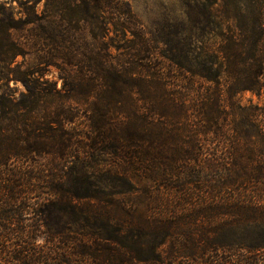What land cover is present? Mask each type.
<instances>
[{
    "label": "trees",
    "instance_id": "obj_1",
    "mask_svg": "<svg viewBox=\"0 0 264 264\" xmlns=\"http://www.w3.org/2000/svg\"><path fill=\"white\" fill-rule=\"evenodd\" d=\"M196 1L194 43L183 25L147 34L123 0H46L37 46L64 94L13 71L31 100L0 95V134L3 122L18 133L5 149L14 159H46L48 207L82 230L61 237L63 253L42 261L25 248L13 264H264V107L239 99L264 96V0ZM7 13L0 64L21 55ZM81 24L91 42L71 33ZM52 99L75 106L53 111ZM18 188L9 200L25 196Z\"/></svg>",
    "mask_w": 264,
    "mask_h": 264
},
{
    "label": "rangeland",
    "instance_id": "obj_2",
    "mask_svg": "<svg viewBox=\"0 0 264 264\" xmlns=\"http://www.w3.org/2000/svg\"><path fill=\"white\" fill-rule=\"evenodd\" d=\"M123 3L126 4L123 7H128L147 34L163 35L165 33L166 35L170 33L171 27L183 25L184 37L188 38L190 42L195 43L196 40L202 38L199 28L204 26L205 17L196 0H123ZM45 4L46 0H0V6L8 9L7 15L10 16L11 21L20 27L18 30H11L9 36L11 42H16L21 46V55L6 64H0V95L4 96L7 104L9 101L21 104V102L31 100L30 93L20 82L9 81V77L15 70L26 72L38 93L41 88L45 87L49 89L51 95L56 97L59 94H64L60 72L55 65L43 64L40 60L43 54L37 46L41 42L36 37L41 33V27H46V23L42 21ZM57 22L66 26L61 19H58ZM80 26L82 30L71 33L75 38L91 42L89 32L84 24ZM1 41L2 31L0 30V48L3 45ZM104 41L111 44L108 38H105ZM116 44L118 41L112 45ZM111 53L116 55V49L111 48ZM239 99L243 104H248L251 101L254 105L264 107V96L256 97L245 93L240 95ZM51 104L53 111L62 106H75L72 103L64 105L57 99H52ZM9 125L8 122H3L1 128L5 132L0 134V143L4 146V153L0 154V160L2 158L1 161L5 163L0 166V264H13L11 254L25 248L30 252L31 258L43 261L45 253L55 248V245L58 248L56 251L63 253L61 237H75L82 228L75 224L73 215L66 213L63 209L59 211L58 208H54L55 206L48 207L55 202L57 207L58 202L55 197H50V192L46 190V183L49 180L45 176L52 175L51 172H46V159L39 157H35L33 160L31 158V161L14 159L11 156V148L5 150L12 143L15 135H18L17 132H13V126ZM19 147L22 150L26 148L23 144ZM34 161L40 162V166L35 165ZM32 168L37 170L41 168L44 172L36 169L34 172H30ZM57 175H59V171ZM13 183L23 184V188H18L16 192H25V196H19L17 200H9L8 186ZM76 203L77 201H70L68 205L71 204L75 207ZM47 235L56 236L59 241L56 240L50 246L51 244L46 243ZM240 255L243 253H236L233 259L236 260ZM259 256L264 257V254ZM50 264L55 263L50 262Z\"/></svg>",
    "mask_w": 264,
    "mask_h": 264
}]
</instances>
